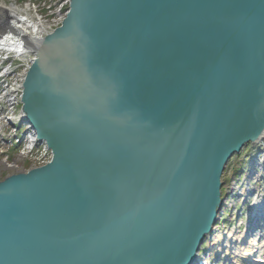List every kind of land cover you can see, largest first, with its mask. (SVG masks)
Instances as JSON below:
<instances>
[{"label": "water", "instance_id": "1", "mask_svg": "<svg viewBox=\"0 0 264 264\" xmlns=\"http://www.w3.org/2000/svg\"><path fill=\"white\" fill-rule=\"evenodd\" d=\"M34 50L20 109L51 160L0 181V264H195L264 133V0H69Z\"/></svg>", "mask_w": 264, "mask_h": 264}, {"label": "bare ground", "instance_id": "2", "mask_svg": "<svg viewBox=\"0 0 264 264\" xmlns=\"http://www.w3.org/2000/svg\"><path fill=\"white\" fill-rule=\"evenodd\" d=\"M23 17L20 11L13 5L10 4L9 6L5 5L3 1H0V52L6 53V59L5 63L7 62V65H10L9 68L12 69L14 64H17V62L12 60L13 58H20L21 61L25 58L28 59V57H33L30 60H26V64H23L22 66L26 65V68L30 67L32 61L34 60V46L43 40L44 37H46L48 34L52 33L59 25L53 30L46 31L45 28L41 25L40 28L34 23L32 20L27 19L26 14ZM39 22V21H38ZM41 30V32H40ZM29 44H32L29 45ZM25 70L24 74L27 72ZM7 75V74H6ZM9 77H5V79H8ZM23 82V81H22ZM21 86L19 89L17 88H11L8 92H5L3 95H0V121H5L8 126H11V139H14L13 142H15L16 145H20L19 149V159L23 161L24 163H29L31 167L28 169L31 170L32 168L42 167L49 163L51 153L47 149L46 145L44 143H38L35 139V136L31 131H29L28 127H25V132L21 134L20 136L16 137V131L18 128L16 127V124L18 122V116L19 111L15 114V110L17 108H21ZM8 85L6 86V88ZM16 93L15 95H13ZM3 96V97H2ZM10 105L11 108L10 111L6 112L4 110L7 106L2 107V105ZM19 104V105H17ZM19 106V107H18ZM9 107V108H10ZM19 110L21 111V109ZM0 127H2L0 123ZM28 129V130H27ZM4 136L0 134V139L2 140ZM0 140V141H1ZM264 140V133L258 141L255 143H251L246 145L242 148V151L239 152L237 155H233L226 163L224 170L227 165L232 164V174L236 173L238 175H243L245 181L244 184H247L245 186H248V188L245 187V190L242 191V185L237 184L234 185L233 180L229 183V185H226V181L220 179L221 188L220 193H223L221 204L219 206V211H217L215 215V224H213L210 233L207 234L206 239L204 240V243L202 242L201 246L199 245L195 258L196 263L195 264H201L199 260L201 259L200 254H207L206 251L203 250L204 246L205 248L209 250L210 253H216V255L222 254L223 260L221 264H225L226 262H229V260L233 261V264L236 262L239 264H257L258 262L262 263L264 260L261 259H254L256 253L253 250V247L257 246V242H253L252 240H248L246 243L245 236L243 237V233H238L236 228H229L227 229L226 233H221V231L225 228L226 221L224 222L223 219H219L221 217V213H228L230 211H237L239 212V209L236 205V202L233 198V189H237V191H241V194H243V197L245 199L244 202L251 203L256 199V195L264 194V165H262V158H253V155H249V148H254L258 153H260V150L257 146V143L260 141L262 142ZM264 143V142H263ZM263 154H261L264 158V149L261 150ZM259 159V160H258ZM242 160V161H241ZM251 161H254L250 165ZM25 161V162H24ZM245 164V165H244ZM9 163L6 164V167H9ZM10 168V167H9ZM249 170L251 172H249ZM27 172V171H25ZM22 172V173H25ZM224 173V171H223ZM231 177V176H230ZM255 179V180H254ZM254 180V181H252ZM241 186V187H240ZM244 188V187H243ZM241 198V197H240ZM240 198H238L240 200ZM243 202V203H244ZM261 203V204H260ZM259 204L257 207L251 209L254 216L258 214L257 208H263L264 206V199H260V201H257L254 203V205ZM226 205V210L222 209V206ZM224 216V215H223ZM227 219L229 218L228 215L225 214ZM225 219V218H224ZM236 231V232H235ZM224 238V242H222V239ZM245 240V241H244ZM204 244V245H203ZM261 244V242H260ZM203 245V247H202ZM260 246V245H259ZM218 249V250H216ZM201 251V252H200ZM217 251V252H216ZM213 258V255L211 256ZM229 257V258H228Z\"/></svg>", "mask_w": 264, "mask_h": 264}, {"label": "rangeland", "instance_id": "3", "mask_svg": "<svg viewBox=\"0 0 264 264\" xmlns=\"http://www.w3.org/2000/svg\"><path fill=\"white\" fill-rule=\"evenodd\" d=\"M0 1H3L4 4L7 6H9L10 4H13L20 11L23 17L25 16L24 14H26L27 19H30L33 22L35 21L39 28L42 25L46 31H49V30L51 31L53 30V28L57 27L58 25L60 26L61 22L63 21L65 17V14L68 9V4H69V0H0ZM6 55H7L6 53L0 52V60L5 58ZM32 58L33 57L30 56L28 57V59L25 58L22 61L20 58H16V57L12 59L15 61H20V62H17V64L12 65L13 68L11 69V75L8 79L5 80V83L2 85L4 87L2 91L3 94L5 92H8L9 89L11 88L15 89L18 87L17 90L19 89L24 79V75H25L24 72L25 70H27L26 68L27 64L25 62L26 60L28 61ZM6 64H4V66L6 67L10 66ZM23 64H26V65L22 66ZM7 85L8 87L6 88ZM15 94L16 93H14L13 95ZM4 106H7L4 109L6 110V112L10 111V109H13L8 104L2 105V107ZM19 108L15 110L14 112L15 114L17 113V111H19ZM0 123L2 125V127H0V134L5 137L4 140L0 139L1 140L0 141V181H2L5 177L9 175H15L18 173L25 172L31 167V165L29 163H24L23 165V161L19 159L20 158L19 153L15 151L16 149L13 146L15 144V142H13L14 139L10 138L11 133H12L11 127L8 126V124L3 120H1ZM16 125L21 129L22 124L20 125L19 123H17ZM263 142L264 140L261 143ZM249 150L252 151L251 148H249ZM7 163L10 164L8 165L10 168L6 167ZM251 163H253L254 165L255 162L253 161V162H250V164ZM262 165H264V160H263ZM232 168H233L232 164H229L226 166L222 179L226 181L227 183L230 179L229 177L233 176L234 185L235 184H237V186H239V184L244 185L245 179L243 175L240 176L236 173L232 174ZM233 190H234L233 193L236 194L237 189H233ZM262 195L264 196V194ZM225 214L227 215V213H224L223 218L226 219ZM231 262L233 263V261ZM236 264H239V263L236 262Z\"/></svg>", "mask_w": 264, "mask_h": 264}]
</instances>
